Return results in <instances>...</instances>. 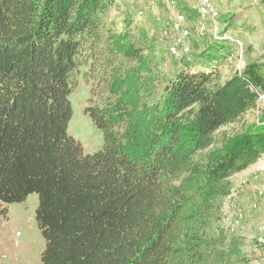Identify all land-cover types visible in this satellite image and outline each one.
I'll use <instances>...</instances> for the list:
<instances>
[{
  "label": "trees",
  "instance_id": "1",
  "mask_svg": "<svg viewBox=\"0 0 264 264\" xmlns=\"http://www.w3.org/2000/svg\"><path fill=\"white\" fill-rule=\"evenodd\" d=\"M104 3L0 0V213L37 197L41 264H171L179 235L206 204H180L191 193L185 183L193 178L185 177L203 171L193 156L220 142L206 155L215 185L264 154V114L241 133L216 136L256 109L264 72L253 64L221 81L210 66L166 77L157 102L163 121H184L159 131L139 155L112 129L127 102L106 113L89 109L103 145L85 154L67 135L69 96Z\"/></svg>",
  "mask_w": 264,
  "mask_h": 264
},
{
  "label": "rangeland",
  "instance_id": "2",
  "mask_svg": "<svg viewBox=\"0 0 264 264\" xmlns=\"http://www.w3.org/2000/svg\"><path fill=\"white\" fill-rule=\"evenodd\" d=\"M209 2L216 24L204 22L203 34L198 32L194 4L188 0H105L99 7L93 17V39L83 48L85 64L74 74L69 96L72 116L67 135L80 143L85 154L103 145L102 133L87 115L89 109L106 113L116 103L127 102V113L116 115L112 129L139 155L159 131L184 121L180 115L168 125L163 121L157 102L166 77L210 66L217 68L221 81L253 64L264 72V0ZM177 16H183L185 38L172 29ZM177 40L185 50L172 56L170 47ZM129 47L139 56H126ZM263 114L261 95L255 110L222 127L216 136L241 133ZM219 144L193 156L192 164L203 171L185 177L193 178L185 183L187 195L191 193L180 204L190 210L202 199L206 204L201 217L187 222L188 229L179 235L171 264H264V246L257 243L264 228V154L246 170L214 185L207 177L206 155ZM260 172L261 177L254 179ZM2 207L7 215L0 213V264H41L44 240L34 219L37 197L29 195L20 204Z\"/></svg>",
  "mask_w": 264,
  "mask_h": 264
},
{
  "label": "bare ground",
  "instance_id": "3",
  "mask_svg": "<svg viewBox=\"0 0 264 264\" xmlns=\"http://www.w3.org/2000/svg\"><path fill=\"white\" fill-rule=\"evenodd\" d=\"M190 2H193V4L195 5V9L196 12L198 14V23H197V27H198V32H200L201 34L205 33L206 31V25L204 24V22L207 23V21L209 22L208 24L211 25H215L216 24V13L212 10L211 5L209 0H188ZM199 5L203 6L200 7V13H199ZM184 24V19L182 16H177V20L174 21V23L172 24V29L177 33V32H181L182 33V38L187 37L188 32L182 28ZM180 47L178 48V44L171 46L170 47V54L172 56H178L180 52V50H185L183 43H180ZM241 216V215H240ZM261 230V228H260ZM264 228H262L261 231V235L259 236V238H257V243L258 245H263L264 246Z\"/></svg>",
  "mask_w": 264,
  "mask_h": 264
},
{
  "label": "built area",
  "instance_id": "4",
  "mask_svg": "<svg viewBox=\"0 0 264 264\" xmlns=\"http://www.w3.org/2000/svg\"><path fill=\"white\" fill-rule=\"evenodd\" d=\"M200 7H203V6H200V5H199V8H198L199 13H200ZM176 20H177V18H176ZM177 41H178V47H180L179 40H177Z\"/></svg>",
  "mask_w": 264,
  "mask_h": 264
},
{
  "label": "crops",
  "instance_id": "5",
  "mask_svg": "<svg viewBox=\"0 0 264 264\" xmlns=\"http://www.w3.org/2000/svg\"><path fill=\"white\" fill-rule=\"evenodd\" d=\"M260 175H262V173L260 172V173H258V176L256 177L255 176V178L254 179H258V178H260L261 176Z\"/></svg>",
  "mask_w": 264,
  "mask_h": 264
}]
</instances>
